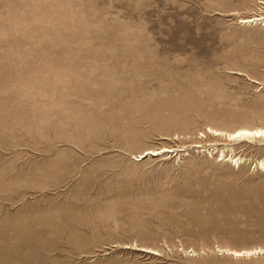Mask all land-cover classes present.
<instances>
[{
	"label": "rangeland",
	"instance_id": "obj_1",
	"mask_svg": "<svg viewBox=\"0 0 264 264\" xmlns=\"http://www.w3.org/2000/svg\"><path fill=\"white\" fill-rule=\"evenodd\" d=\"M263 1L0 0V264H264Z\"/></svg>",
	"mask_w": 264,
	"mask_h": 264
},
{
	"label": "bare ground",
	"instance_id": "obj_2",
	"mask_svg": "<svg viewBox=\"0 0 264 264\" xmlns=\"http://www.w3.org/2000/svg\"><path fill=\"white\" fill-rule=\"evenodd\" d=\"M263 2H261V3H263ZM241 22L242 23H251V24H259L260 23L264 27V14L254 12L249 17L241 19ZM239 73H242V72H239ZM207 132L210 135H212L214 138L224 136L226 138V140H230V141L234 140V139H240L242 141H254L256 139L261 140L264 138V126H260V125L259 126L241 125V126L237 127L236 129H234L233 131H224L222 129H218V128H214V127H208ZM202 146L203 145H201L200 143L195 144V147H202ZM175 150L176 149H174L173 147H163L160 149L148 150L147 152L152 154V155H159L161 153L165 154V152L174 153V152H176ZM143 156L144 155H141L140 157H143ZM221 156L224 159L231 160L234 164H238L239 161H241V157H235L233 154L226 155L225 149L222 150ZM255 165L259 169H264V159L258 160ZM135 249H139V248L137 247ZM140 249L147 251L149 253H153L155 255L160 254V252L155 248L142 247ZM226 250H228V253L233 255V256H252V255H256V254H264V247H253L250 249H243V250L227 248Z\"/></svg>",
	"mask_w": 264,
	"mask_h": 264
}]
</instances>
